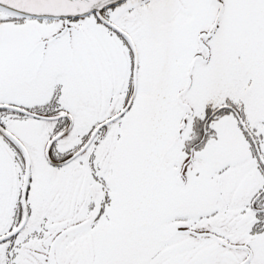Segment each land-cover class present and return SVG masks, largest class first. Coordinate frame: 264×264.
<instances>
[{
    "label": "snow or ice",
    "instance_id": "1",
    "mask_svg": "<svg viewBox=\"0 0 264 264\" xmlns=\"http://www.w3.org/2000/svg\"><path fill=\"white\" fill-rule=\"evenodd\" d=\"M0 264H264V0H0Z\"/></svg>",
    "mask_w": 264,
    "mask_h": 264
}]
</instances>
